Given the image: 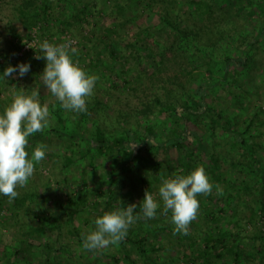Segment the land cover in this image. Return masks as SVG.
<instances>
[{
    "label": "trees",
    "instance_id": "trees-1",
    "mask_svg": "<svg viewBox=\"0 0 264 264\" xmlns=\"http://www.w3.org/2000/svg\"><path fill=\"white\" fill-rule=\"evenodd\" d=\"M101 1L22 0L20 6L36 19L46 22H52V11L59 9L62 13L58 22L70 23L88 17ZM105 2V6L113 3L110 6L112 13L122 14L129 22L144 18L139 26L144 38L140 36L139 43H124V51L128 54L137 52L139 44L149 49V55L141 52L134 55L137 65L141 66L140 70L146 69L148 62L156 64L155 73L161 66L177 62V59L184 63L190 50L196 64L189 72L201 69L203 76H207V82L196 89H183L176 95L166 90V98L156 95L151 101L144 102V108L138 112L141 119L122 113L117 127L112 130L103 128L98 119L90 120V114L101 106L98 100L88 104L86 112L77 113V129L67 127L68 122L59 106L52 109L65 130L46 129L43 133L37 132L33 138H66L72 149L70 162L79 163L86 157L81 165L86 175V167L98 166V159L102 160L103 179L109 178L103 173L113 168L114 164L117 165L116 173L107 180L98 202L89 204V190H79L67 201L69 211L65 205H60V213L50 209L44 221H40L33 231L45 237L47 229L54 230L62 245L63 225L69 228L73 218L79 217L88 207H102L96 212L97 216H101L105 212L115 211L113 208L117 210L136 204L134 212L140 213L139 205L144 197L133 202L135 194L140 196L145 191L152 193L157 181L174 178L175 175H187L202 165L215 185L209 194L197 196L199 209L192 230L182 234L172 228L169 232L176 237L177 242L183 239L187 241L189 251L183 255L184 263L264 264V110L260 107L255 116L241 123L242 114L235 108H243L248 92L247 79L253 81L255 76L261 74L255 70L264 73V55H261L264 53V0ZM63 5L68 10L64 14ZM99 12L112 15L103 8ZM63 15L71 16L62 20ZM213 18L217 25L208 27ZM199 24L202 27L197 29ZM116 29L119 30L118 27ZM162 31L170 32L167 39L159 35ZM115 35L113 32L110 38ZM109 44L104 48L116 58L119 53L113 47L115 42ZM121 57L125 62V58ZM41 69L39 67V72ZM183 70L185 74L181 76L187 77L188 71L186 68ZM122 71L127 73L125 66ZM137 79H143L142 71L137 73ZM222 89L227 91L232 102L231 109L221 105L222 102L212 93ZM227 173H231L234 178L228 177ZM130 176H134L136 181ZM125 185H130L128 188L131 192L122 194ZM232 192L230 199L227 198ZM246 196L251 199L245 201ZM241 206L244 207L243 211L239 210ZM167 214L170 217L172 215L171 211ZM163 216L161 209H158L154 218ZM154 220L146 219L140 213L129 227L126 238L118 247L126 263L140 264L133 258L132 251L137 252L139 259L142 258L144 262L157 264L160 251L167 250L164 244L158 247L151 241L166 230L165 227L151 226ZM250 225L252 227L246 241L243 231ZM72 230L79 235L77 227H71L70 233ZM82 239L79 235L80 244H83ZM177 242L169 240L174 247ZM61 250H64L62 246L54 248L50 241L45 244V263L64 264L60 259ZM95 251L100 252L88 250L92 256ZM153 253L156 256L154 258ZM110 258V264L117 262L113 257Z\"/></svg>",
    "mask_w": 264,
    "mask_h": 264
},
{
    "label": "rangeland",
    "instance_id": "rangeland-1",
    "mask_svg": "<svg viewBox=\"0 0 264 264\" xmlns=\"http://www.w3.org/2000/svg\"><path fill=\"white\" fill-rule=\"evenodd\" d=\"M105 1L102 0L96 10H92V14L82 21L75 19L70 23H59L58 20L62 13L59 9L52 11L53 14L50 15L52 22H46L36 19L34 15L20 6L22 0H0V72H3L9 65L15 67L18 63L30 64V71L22 78L12 74L6 78V81H0V112H3V109L11 103L14 94L22 90L30 91L32 88H36L41 93V103L46 101L49 106L50 122L46 129L65 130L52 112V109L60 107V104L45 88L41 77L46 62L41 59L42 66H40L39 59H36L37 55H42L39 44L44 40L56 44L67 40L75 42L73 46L77 48V53L73 59L78 61L80 66L89 73L99 77L94 94L89 98L87 106L96 103L97 100L100 101L101 106L99 111L96 110L90 114V120L98 119L103 128L110 130L117 127L119 116L122 113L141 119L138 112L144 108V102L151 101L156 95L166 98V90H170L172 91L170 94L176 95L183 89H196L203 82H207L205 80L207 76H203L204 73L201 72V69L198 72L190 73L191 68L196 64L190 50L184 63L181 59H177V62L172 61L161 66L155 73L156 64L148 62L146 69L140 70L141 66L137 65L134 55L139 52L149 55V49L140 47L141 44H139L137 52L133 51L128 54L124 51V43H139L140 36L144 38L142 31L141 34L139 31V26L142 25L144 18L129 22V19H124L122 14H113V10L110 8L113 3L105 6ZM62 7L65 10L63 14L68 12L65 5ZM101 8L108 14L111 12L112 15L100 13ZM70 16L63 15L62 20L68 19ZM215 25H217L216 19L213 18L208 27ZM117 27L119 30L116 29ZM196 27L198 29L202 26L199 24ZM190 28L194 29L193 26ZM113 32L116 35L110 38ZM169 33L162 31L159 35L163 39H167ZM109 42H115L113 47L120 54L116 58H113L110 51L104 48L105 45H110ZM261 55L263 56L264 53ZM121 56L125 58V62ZM123 66L126 67L127 73L122 71ZM39 67L42 68L41 72H39ZM183 68L188 71L187 77L181 76L182 73L185 74ZM140 71L143 75L142 80L137 79V73ZM255 72L261 74L255 76L253 81L247 79L248 92L243 108L239 110L235 107L242 114L241 123L255 116L260 107L264 110V73L257 70ZM123 82L124 88L122 87ZM212 93L217 96L218 101L222 102L221 105L231 109L232 102L225 89ZM60 109L65 121L68 122L67 127L77 129L79 122L77 113L65 111L61 107ZM35 134L29 138L26 150L31 153L37 144L43 143L47 146L45 158L35 165L34 174L29 182L24 187L17 188L18 195L15 199L9 201L7 197L0 196V264H46L43 254L44 245L49 241L54 245V248L63 247L60 259L64 264H89L88 261L90 264H110L112 260L110 257L116 259L117 262L114 264H128L126 260H122L123 257L118 248L122 243L109 245L101 249L100 252L95 251L92 256L88 250L83 248V244L78 242L79 235L83 237L94 229V222L98 217L96 212L102 207H97V209H94L96 206L88 207L87 210L80 213L79 217L73 218V223L69 225V228L64 224L62 232L64 235L61 237L62 245L54 230L47 229L45 237L33 231L40 221H44V217L50 209L60 213V205H65L69 211L67 201L79 190H89V204L98 202L99 194L106 187L107 180L116 173L115 167L117 166L114 164L113 168H109L103 173L105 177H109L103 179L101 177L103 169L100 166L102 160L98 159V166L88 165L86 167L88 171L86 175L81 167L82 160L86 157L82 158L79 163L70 162L69 155L72 149H70L66 138L62 140L56 136H48L34 139ZM41 136L43 135L41 134ZM262 144H264V137ZM227 176L234 178L231 173H227ZM130 177L135 179L134 176ZM209 180L212 185H215L212 178L209 177ZM161 183L162 180L161 182L157 181L152 192L156 199H159L158 188ZM128 187L130 185L123 187L122 194L131 192ZM231 195L233 192L227 195V198L230 199ZM143 197L144 194L140 196L135 194L133 202L140 201ZM244 199L248 201L251 197L246 196ZM112 210H116V208ZM239 210L243 211L244 207L241 206ZM170 218L166 213L162 218H153L156 220L151 224V226L166 228L165 231L158 234L157 239L151 240L154 246L161 247L162 244L167 246V250L160 251L157 264H185L182 258L189 251L186 247L187 241L182 238L183 241L177 242L176 237L169 233L174 228ZM193 221L189 224L188 231L192 230ZM73 226L80 231L79 235L74 230L70 233V228L73 229ZM251 227L250 225L246 228L247 231H243L246 241H248ZM169 240L173 243L177 242L176 247L170 244ZM130 253L140 264L147 262L151 264L150 261L144 262L142 258L139 259L137 252L130 251ZM152 257H156L154 253Z\"/></svg>",
    "mask_w": 264,
    "mask_h": 264
},
{
    "label": "clouds",
    "instance_id": "clouds-1",
    "mask_svg": "<svg viewBox=\"0 0 264 264\" xmlns=\"http://www.w3.org/2000/svg\"><path fill=\"white\" fill-rule=\"evenodd\" d=\"M74 41L50 43L40 42L45 67L41 74L45 88L59 102L65 111L83 113L87 111L89 98L94 94L99 77L89 73L73 59L77 53ZM30 71L29 63L7 66L0 72V81L15 74L23 77ZM40 91L36 88L14 94L11 103L0 112V196L9 201L18 195L17 188L24 187L34 174L35 165L46 156L47 146L39 143L29 153L26 148L29 138L43 132L50 122L48 103H41ZM213 189L204 167L197 166L187 175H175L164 179L158 188L159 199L149 191L139 205L140 213L152 219L161 209V214L171 211L174 231L187 234L189 224L196 219L199 194L207 195ZM136 204L105 212L96 217L95 227L83 236V248L89 251L101 250L122 242L129 227L140 213L134 212Z\"/></svg>",
    "mask_w": 264,
    "mask_h": 264
},
{
    "label": "built area",
    "instance_id": "built-area-1",
    "mask_svg": "<svg viewBox=\"0 0 264 264\" xmlns=\"http://www.w3.org/2000/svg\"><path fill=\"white\" fill-rule=\"evenodd\" d=\"M75 44V43H74Z\"/></svg>",
    "mask_w": 264,
    "mask_h": 264
}]
</instances>
